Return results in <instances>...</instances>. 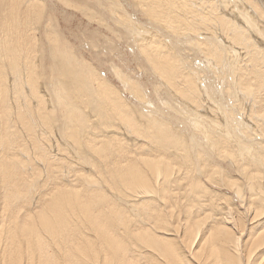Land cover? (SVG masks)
<instances>
[{
	"label": "bare ground",
	"instance_id": "obj_1",
	"mask_svg": "<svg viewBox=\"0 0 264 264\" xmlns=\"http://www.w3.org/2000/svg\"><path fill=\"white\" fill-rule=\"evenodd\" d=\"M80 1L0 0V264H264V0Z\"/></svg>",
	"mask_w": 264,
	"mask_h": 264
},
{
	"label": "rangeland",
	"instance_id": "obj_2",
	"mask_svg": "<svg viewBox=\"0 0 264 264\" xmlns=\"http://www.w3.org/2000/svg\"><path fill=\"white\" fill-rule=\"evenodd\" d=\"M73 2H76V3H81V1L80 0H72ZM61 4H63V3H61ZM60 5V4H59ZM70 5V6H69ZM68 5V7H67V5H64L63 4V6H60L61 8H63V10H65V11H67V13L68 12H70L69 14H71V15H73L74 16V19L70 22V23H66V22H64L63 20H60V27L64 30V28H68L69 27V25L72 27V28H74V26H75V28H74V32H73V34H77L78 36H80V34H82V33H84L83 31H81V30H78V29H76V26H78L77 24H78V22H79V25H80V22H83V23H86L87 21V24L91 21V20H89L87 17H85L84 15H83V13H82V10H81V8H78L79 6L78 5H76V4H69ZM80 5V4H79ZM73 6V7H72ZM70 7V9H68L67 10V8H69ZM77 7V8H76ZM73 8V12L71 11V9ZM77 18V19H76ZM78 18H79V20H78ZM98 21L99 22V20L98 19H95V21ZM92 23H89L90 24V29H89V31H87V32H85V34H86V36L87 37H91L92 36V32H93V30L96 32L98 29H100V28H102L101 29V31L100 30H98L97 32H104V31H106V30H104V25L105 26H107V23L106 24H103V25H101L102 23H98V22H94V20L93 21H91ZM82 23V25H84ZM87 24H85V25H87ZM89 24H88V26H89ZM98 24V25H97ZM99 24L101 25V27L99 26ZM62 25V26H61ZM99 26V27H98ZM96 27H98V29L96 28ZM96 28V29H95ZM66 30V29H65ZM107 31H108V28H107ZM104 32V33H106V35L107 36H105V38L106 37H110L111 36V34H110V31H108V32ZM65 32V31H64ZM66 33V32H65ZM109 34H110V36H109ZM66 35V34H65ZM69 35V34H68ZM101 36H103L102 34H100ZM105 35V34H104ZM67 36V35H66ZM67 37H69V36H67ZM70 38V37H69ZM85 39V38H84ZM87 39H89V38H87ZM66 40V39H65ZM87 41V40H86ZM85 41V42H86ZM73 42V41H72ZM81 42V41H80ZM88 42V41H87ZM78 44H79V42H77ZM74 44L76 45V43H75V41H74ZM73 44V45H74ZM74 45V46H75ZM76 47V46H75ZM111 53V52H110ZM110 53H108V55L110 54ZM113 53L115 54L116 52H114L113 51ZM112 53V54H113ZM128 57V56H127ZM130 58V57H129Z\"/></svg>",
	"mask_w": 264,
	"mask_h": 264
}]
</instances>
